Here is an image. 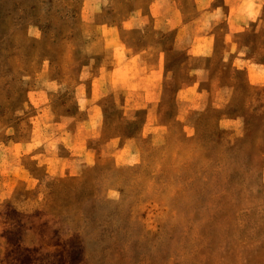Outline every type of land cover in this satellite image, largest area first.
Returning <instances> with one entry per match:
<instances>
[{
    "label": "rangeland",
    "instance_id": "rangeland-1",
    "mask_svg": "<svg viewBox=\"0 0 264 264\" xmlns=\"http://www.w3.org/2000/svg\"><path fill=\"white\" fill-rule=\"evenodd\" d=\"M0 264H264V0H0Z\"/></svg>",
    "mask_w": 264,
    "mask_h": 264
}]
</instances>
